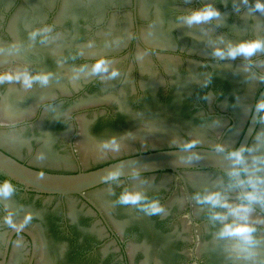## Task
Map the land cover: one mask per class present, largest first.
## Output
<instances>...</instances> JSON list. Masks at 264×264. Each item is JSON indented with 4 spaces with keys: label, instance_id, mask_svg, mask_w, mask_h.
Masks as SVG:
<instances>
[{
    "label": "clouds",
    "instance_id": "obj_1",
    "mask_svg": "<svg viewBox=\"0 0 264 264\" xmlns=\"http://www.w3.org/2000/svg\"><path fill=\"white\" fill-rule=\"evenodd\" d=\"M232 7L237 13L240 12V4L236 0H231ZM243 5L250 13L259 12L264 14V0H242ZM222 17L220 10L214 6L210 0H201L199 6H192L185 11L179 12L176 17V27L185 26L192 28L199 25L216 26L217 21ZM54 26H42L44 33H51ZM41 29H32L28 32V37L35 40L40 35ZM47 35L42 37L43 43ZM218 44L211 48V56L215 60L235 61L242 58V68L246 74V79H255L264 84V71L259 73L252 71L255 62L264 63V60H253L258 53H264V36H250L248 38L232 41L226 40L225 35L217 34L215 37ZM93 42L89 41L88 46L92 47ZM223 45V46H221ZM81 50H77V55H81ZM75 59V56L72 57ZM201 65L206 66L205 62ZM77 73H86L85 78L98 77L102 82L115 80L121 75L112 60L105 56L95 58L90 64L81 63L76 69ZM214 73L209 74L202 80V87H207L211 83ZM58 74L52 71H32L28 66L17 69L0 68V86L5 84L18 83L25 90L33 89L34 86L46 87L51 81L57 80ZM77 74L70 81L79 80ZM203 99L208 98L204 94ZM253 112L254 122L264 125V96L255 99L247 109ZM131 135V133H129ZM264 138V128L257 133V140ZM201 144L198 137L190 136L187 139L173 138L170 146L187 153L179 155V162H190L200 159L197 151H194ZM98 148L100 158L105 154L119 153L122 149L120 139L115 135L101 137ZM215 151L223 153L226 157L227 166L222 171L217 183V187L205 185L197 189L191 195V200L204 209L207 222L211 226L213 240L222 242L221 248L227 254V259L231 264H264V237L259 233L264 232V217L255 215L258 213L257 205L264 207V153H256L254 147L247 144L226 147L223 144L214 145ZM43 156L42 154L40 155ZM42 175V173H41ZM132 179H139L141 183H146V178H141L136 168H132L127 173ZM120 166L108 168L101 174V181L108 185L109 193L115 196L114 203L120 206H132L133 208L154 216L165 212V207L156 198H150L147 192L134 189L128 186L121 188L117 194L112 187L122 181ZM16 191L12 180L8 177L0 179V198L7 199ZM232 198L229 199V195ZM33 217L31 213H25L23 221L17 226L9 213L6 223L17 231L26 227Z\"/></svg>",
    "mask_w": 264,
    "mask_h": 264
}]
</instances>
